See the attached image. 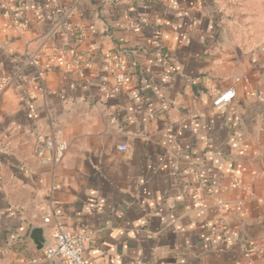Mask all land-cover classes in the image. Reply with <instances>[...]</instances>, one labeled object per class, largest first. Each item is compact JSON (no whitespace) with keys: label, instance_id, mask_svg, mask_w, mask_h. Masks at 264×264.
I'll list each match as a JSON object with an SVG mask.
<instances>
[{"label":"crops","instance_id":"0c3cea01","mask_svg":"<svg viewBox=\"0 0 264 264\" xmlns=\"http://www.w3.org/2000/svg\"><path fill=\"white\" fill-rule=\"evenodd\" d=\"M12 13L0 14V264H64L44 261L55 223L86 234L88 264H264V0H14ZM81 51L82 77L53 62ZM106 53L130 77L119 94ZM29 56L42 95L26 85ZM50 124L66 146L56 166L33 152Z\"/></svg>","mask_w":264,"mask_h":264},{"label":"built area","instance_id":"2783aa9c","mask_svg":"<svg viewBox=\"0 0 264 264\" xmlns=\"http://www.w3.org/2000/svg\"><path fill=\"white\" fill-rule=\"evenodd\" d=\"M166 3H171L174 0H162ZM14 0H0V14L2 18L11 20L13 17ZM70 14V9L56 8L53 17L49 18L52 28L59 27L66 17ZM129 30L137 34L140 31V25L134 22L128 24ZM77 29V42L81 43L85 39V32L79 26ZM156 47L160 48L161 45L156 43ZM87 52L81 51L71 59L66 60L61 56L53 58V62L56 67L61 68L66 72H72L77 77L83 76V62L87 58ZM108 67V73L111 76V93L119 94L126 85L130 83V77L123 71L122 58L119 54L106 53L103 56ZM27 64L33 68L32 75L26 79V85L35 90L37 94L42 95L45 90L44 85V72L40 70L37 63V58L29 56L27 58ZM2 87L8 85V80L5 77L1 78ZM234 91L227 89L224 91L216 92L213 95L212 105L218 109H225L234 98ZM119 151L125 150L124 146L117 148ZM66 146L58 137V131L52 124H50V130L44 137L40 138L34 145V155L41 161L42 164H51L53 166L58 165ZM232 188L236 187V184H231ZM218 206L222 203L214 199ZM43 223L48 224L49 219L45 218ZM86 240V234L83 232H69L65 230L60 223H55L52 233L49 237V243L44 248V261L55 262L59 261L64 264H88L87 260L83 256V246ZM251 249L244 252L243 257L249 261ZM29 264H37L35 260H31Z\"/></svg>","mask_w":264,"mask_h":264},{"label":"water","instance_id":"95a60500","mask_svg":"<svg viewBox=\"0 0 264 264\" xmlns=\"http://www.w3.org/2000/svg\"><path fill=\"white\" fill-rule=\"evenodd\" d=\"M35 232H38V230H35Z\"/></svg>","mask_w":264,"mask_h":264}]
</instances>
